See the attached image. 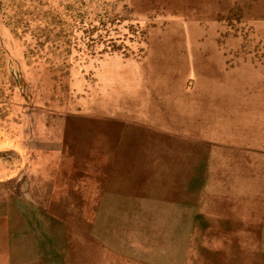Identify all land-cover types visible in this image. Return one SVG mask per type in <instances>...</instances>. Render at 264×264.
Returning <instances> with one entry per match:
<instances>
[{
  "label": "rangeland",
  "instance_id": "374dc122",
  "mask_svg": "<svg viewBox=\"0 0 264 264\" xmlns=\"http://www.w3.org/2000/svg\"><path fill=\"white\" fill-rule=\"evenodd\" d=\"M200 3L0 0V264H264V0Z\"/></svg>",
  "mask_w": 264,
  "mask_h": 264
},
{
  "label": "crops",
  "instance_id": "0c3cea01",
  "mask_svg": "<svg viewBox=\"0 0 264 264\" xmlns=\"http://www.w3.org/2000/svg\"><path fill=\"white\" fill-rule=\"evenodd\" d=\"M195 5H201L200 0H194ZM87 113L90 118L88 121L99 122L96 109H88ZM56 124L57 119L51 120L44 127L41 124L37 125L35 122L33 129H30L27 134H25V131L18 132V140L20 142L24 141L23 144L27 145L26 148L32 153L28 160H78L77 163L79 164L82 163L80 160H93L94 154L89 149L97 148L99 150V148L104 149L105 147L104 131L98 133L93 125H88V129L84 131L82 126H78L77 130L67 136L65 132L58 130ZM84 150L88 151L85 152ZM97 160H104L103 152L101 158L98 153ZM48 180L49 178L45 177L43 181L47 182Z\"/></svg>",
  "mask_w": 264,
  "mask_h": 264
}]
</instances>
